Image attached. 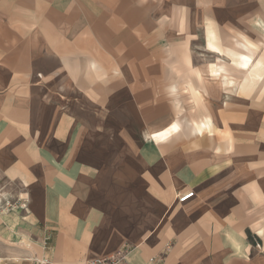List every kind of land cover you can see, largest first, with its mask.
I'll return each mask as SVG.
<instances>
[{"label": "crops", "instance_id": "1", "mask_svg": "<svg viewBox=\"0 0 264 264\" xmlns=\"http://www.w3.org/2000/svg\"><path fill=\"white\" fill-rule=\"evenodd\" d=\"M219 1L0 0L4 264H264V0Z\"/></svg>", "mask_w": 264, "mask_h": 264}, {"label": "rangeland", "instance_id": "2", "mask_svg": "<svg viewBox=\"0 0 264 264\" xmlns=\"http://www.w3.org/2000/svg\"><path fill=\"white\" fill-rule=\"evenodd\" d=\"M226 0H220L219 1V3H220V8L221 9H226V7H227V4H226ZM228 18H229V16H228V12L227 11H225V12H221V16H220V22L221 23H226L227 22V20H228ZM208 22H212L211 20H209V21H207V23ZM201 34H205V33H202L201 32ZM200 47H202L203 45L202 44H200L199 45ZM247 46V47H246ZM209 47L211 48V49H214V50H219V48L215 45V44H213V43H211V42H209ZM241 47L244 49V51L243 52H249L250 53V55H251V57H252V53H251V50H250V48H249V46H248V44H244V43H242L241 44ZM199 52H201V51H199ZM205 54H208V52L206 53V52H204ZM206 56H210V54L209 55H206ZM239 56H241V57H243V55L242 54H240ZM221 57H224V58H226V59H228L226 56H221ZM219 60H220V64L219 65H216L215 66V68L213 69V72L214 73H217V72H222V71H227V68H226V62L222 59V58H219ZM250 61H251V59H249ZM250 61H249V63H250ZM249 63H248V65H249ZM247 65V66H248ZM181 127H183V122L180 120V119H177L169 128H167L166 130H164V131H161V132H159V133H156L154 136L157 138H159V139H167L169 136H170V134L172 133V132H177V131H179V129L181 128ZM190 129H191V133H197L199 130H200V127L199 126H197L196 124H194V125H192L191 127H190ZM5 189L2 187V188H0V199H3L5 202H12V203H14L15 202V194H17V195H19V193L18 192H20V191H18V189H14V191L13 192H10V191H7V192H9L8 194H10L9 196H11V197H6L4 194L6 193L5 191H4ZM17 190V191H16ZM2 200V201H3ZM8 243L5 241V240H3V239H0V264H4V258H5V250H7L8 249Z\"/></svg>", "mask_w": 264, "mask_h": 264}, {"label": "built area", "instance_id": "3", "mask_svg": "<svg viewBox=\"0 0 264 264\" xmlns=\"http://www.w3.org/2000/svg\"><path fill=\"white\" fill-rule=\"evenodd\" d=\"M194 192H187L184 194H181L179 196V201L181 203L186 202L190 198L194 196ZM3 199H0V212H7L11 211V209L14 208H27V201L24 198H18L15 200L14 203L12 202H5ZM129 254L128 249H123L117 253L103 256V257H97L94 259H90L86 264H129L127 261V257Z\"/></svg>", "mask_w": 264, "mask_h": 264}, {"label": "bare ground", "instance_id": "4", "mask_svg": "<svg viewBox=\"0 0 264 264\" xmlns=\"http://www.w3.org/2000/svg\"><path fill=\"white\" fill-rule=\"evenodd\" d=\"M247 47V46H246ZM246 59H245V61H247V62H249L250 60L249 59H251V55H250V53L249 52H243V53H241ZM245 63V62H244ZM245 64H247V63H245Z\"/></svg>", "mask_w": 264, "mask_h": 264}]
</instances>
